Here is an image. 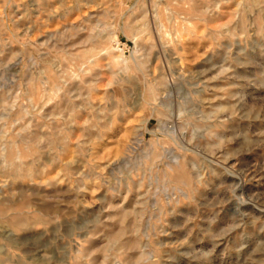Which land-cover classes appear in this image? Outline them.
Wrapping results in <instances>:
<instances>
[{
  "label": "rangeland",
  "instance_id": "374dc122",
  "mask_svg": "<svg viewBox=\"0 0 264 264\" xmlns=\"http://www.w3.org/2000/svg\"><path fill=\"white\" fill-rule=\"evenodd\" d=\"M0 232L14 264H264V0H0Z\"/></svg>",
  "mask_w": 264,
  "mask_h": 264
},
{
  "label": "bare ground",
  "instance_id": "6f19581e",
  "mask_svg": "<svg viewBox=\"0 0 264 264\" xmlns=\"http://www.w3.org/2000/svg\"><path fill=\"white\" fill-rule=\"evenodd\" d=\"M31 125V124H30ZM28 141V140H27ZM4 149V148H3ZM3 151V153H5V151L6 150H2ZM3 155H6V154H3ZM2 155V156H3ZM18 161L21 163V157L19 156L18 157ZM6 163L8 164V162L6 161ZM15 163V162H14ZM12 165V164H11ZM13 167H14V165H13ZM0 237H6V238H9L10 236H7V234L6 233H1L0 232ZM39 256L42 258V256H41V254L39 253ZM14 263H16L15 261H14V258H13V256L10 254V253H8V252H5V251H3V249L0 247V264H14ZM19 263V262H18Z\"/></svg>",
  "mask_w": 264,
  "mask_h": 264
}]
</instances>
